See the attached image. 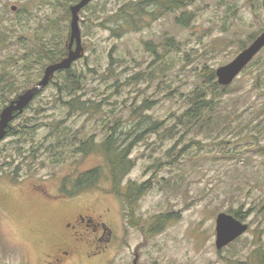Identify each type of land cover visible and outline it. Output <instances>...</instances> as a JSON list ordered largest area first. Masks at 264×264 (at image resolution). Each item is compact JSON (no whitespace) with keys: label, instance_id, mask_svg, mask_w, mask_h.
<instances>
[{"label":"rangeland","instance_id":"rangeland-1","mask_svg":"<svg viewBox=\"0 0 264 264\" xmlns=\"http://www.w3.org/2000/svg\"><path fill=\"white\" fill-rule=\"evenodd\" d=\"M79 1L0 0V28L14 24L7 45L0 40L1 110L42 79L50 62L35 60L38 45L69 42L71 6ZM135 1L93 0L82 9L85 54L73 63L81 88L74 96L60 93L63 78L56 76L0 141V262L18 264L20 254L9 244L36 262L39 250L28 226L53 212L33 204L44 191L60 194L71 173L95 168L101 169L99 187L75 196L98 197L111 209L106 220L120 241L109 264H256L264 254V48L217 101L236 113L234 128L186 132L176 121L196 90L214 89L208 74L264 31V0H187L161 16L143 15L151 25L141 31L114 35L109 27L118 23L109 18ZM166 38L176 46L166 45ZM148 41L158 45V55L146 49ZM28 76L37 77L24 83ZM4 79L14 80V91ZM73 98L75 109L65 104ZM113 127L139 138L123 184L150 182L131 202L112 191L102 142ZM84 141L94 145L88 153L80 151ZM231 209L241 211L250 227L219 250L216 218ZM163 214L169 221L150 232L154 217Z\"/></svg>","mask_w":264,"mask_h":264},{"label":"trees","instance_id":"trees-1","mask_svg":"<svg viewBox=\"0 0 264 264\" xmlns=\"http://www.w3.org/2000/svg\"><path fill=\"white\" fill-rule=\"evenodd\" d=\"M135 2H127L123 4L115 12V14L111 16V18H109L110 21H115L118 23L114 24V26L109 27L114 35H121L130 31H141L143 30V28L149 27L151 25L147 24L148 21L145 17H143V15L154 14L153 16L155 17L161 16L166 12L175 11L184 7L187 3V0H138V2ZM149 8H151L152 10L150 11ZM137 16H142L144 18V21H138ZM67 17L68 19L70 18L69 9L67 10ZM115 17H117V19H114ZM122 19L125 20L127 24H119V21ZM177 20L184 26L188 25L185 23L184 17H179ZM3 27L5 28L4 30L0 28V40L5 41L4 45H7V43L10 41L9 37L11 33L14 32V24H12L11 26ZM20 40H22V38H20ZM21 43L26 45V43H24L23 41H21ZM46 44L47 43L38 45V58H35V60L37 59L39 63H41L44 59H46V62L54 63L62 60L67 56L69 51L68 41L66 42V46L63 45L62 47H59L58 44L54 47H47ZM166 45L176 46V42L173 38H166ZM145 47L154 55H158V45L153 41L146 42ZM29 60L30 59H28L27 61ZM46 62H43L41 66L45 65ZM73 66L74 64L70 69L58 71L54 76V78L59 75L62 76L63 79L61 82L62 84H60L59 86V92L61 93L63 92V90H66L67 92H69L70 96H74L81 88V82L77 77L75 71L73 70ZM26 71L29 73L30 67H26ZM262 74L263 73L261 72L259 75L262 76ZM29 76H32V74H30ZM29 76L24 83H28L32 81V79L37 77L34 76V78H29ZM215 76L216 74L214 71L208 74L209 81L212 83L214 89L210 91L196 90L195 97L192 99L191 105L188 106L183 113L176 116L178 125L186 128V132H190L192 129H198L201 131L213 129L212 132H214L215 130L218 131L226 129L228 127L234 128L231 125V119L236 115V113H234L233 111H226L217 103L218 99L223 97V95L228 91L229 86L220 85L218 81H215ZM53 79L51 80V82L53 81ZM4 83L10 84L8 85V87L10 89L12 88L11 90L14 91V87L12 86L14 80L6 81V79H4ZM48 86H46L44 89H46ZM11 90L8 93H10ZM39 94H41V92ZM74 101L75 98H73L71 101L65 102V104L70 106L72 109H75V105L73 104ZM262 113H264V109L262 110ZM20 115L21 114H18L17 117H19ZM253 115L254 111L250 109V116ZM258 117H260V115H258ZM251 121L252 119H250V122ZM12 122L8 127L7 135L9 134V132H12ZM115 126L120 127V121H116ZM252 128V125L246 126L248 132ZM116 129L118 128L113 127L112 132L106 136V138L102 142V149L110 170V181L113 188V193L124 196L129 202H131L136 200L140 195L142 196L144 194V192L148 189L150 182H144L141 184L135 182L129 183L127 185L123 184L126 175L133 168L134 161L131 158V155L134 147L137 145L139 138H134L131 133H123L120 135L118 134V131ZM62 132H65V130ZM68 139L65 141L57 142L58 146L64 147ZM71 139H78V137L75 135ZM93 147L94 145L89 141H84L80 151L88 153L91 149H93ZM262 149L264 150V147H262ZM100 176V168L87 170L77 176L76 172H73L70 174V176L63 179L59 191L61 192V194H66L67 196L72 197L79 194L80 192L93 188L96 189L99 187ZM229 213H232L239 219H242L244 217V214L241 211H238V209H231V212ZM168 218L169 215L166 214L155 216L154 221L150 226V232H158V227L162 228L164 224L169 221ZM256 264H264V254H258V262Z\"/></svg>","mask_w":264,"mask_h":264},{"label":"flooded vegetation","instance_id":"flooded-vegetation-1","mask_svg":"<svg viewBox=\"0 0 264 264\" xmlns=\"http://www.w3.org/2000/svg\"><path fill=\"white\" fill-rule=\"evenodd\" d=\"M33 186L37 187L36 184ZM33 204L49 209L53 214L35 217L28 226L39 250L36 262L17 245L10 250L20 254L18 264H109L111 253L118 248L120 238L106 217L111 209L102 208L98 197H68L44 191ZM2 261L0 264H10ZM134 264H139L134 260Z\"/></svg>","mask_w":264,"mask_h":264},{"label":"water","instance_id":"water-1","mask_svg":"<svg viewBox=\"0 0 264 264\" xmlns=\"http://www.w3.org/2000/svg\"><path fill=\"white\" fill-rule=\"evenodd\" d=\"M93 0H80L71 6V33L68 42L69 51L62 60L46 66L42 79L32 88L18 95L0 112V141L7 136L10 123L22 114L35 97L49 85L58 71L70 69L77 60L85 54L80 26V12ZM17 10V6H12ZM75 45V46H74ZM264 48V31L254 41L244 48L232 61L219 67L216 71L217 81L222 86L231 85L240 73L254 60ZM249 224L231 213L221 212L216 218V247L221 250L244 235Z\"/></svg>","mask_w":264,"mask_h":264}]
</instances>
